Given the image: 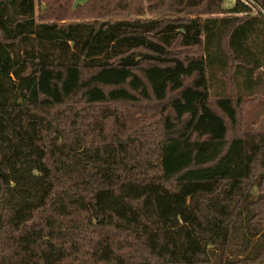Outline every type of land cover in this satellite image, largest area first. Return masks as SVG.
I'll return each mask as SVG.
<instances>
[{"label":"trees","instance_id":"16d2710c","mask_svg":"<svg viewBox=\"0 0 264 264\" xmlns=\"http://www.w3.org/2000/svg\"><path fill=\"white\" fill-rule=\"evenodd\" d=\"M223 1L0 0V264H264V0Z\"/></svg>","mask_w":264,"mask_h":264},{"label":"rangeland","instance_id":"374dc122","mask_svg":"<svg viewBox=\"0 0 264 264\" xmlns=\"http://www.w3.org/2000/svg\"><path fill=\"white\" fill-rule=\"evenodd\" d=\"M86 0H76L75 3L80 2L84 3ZM233 6V0H224L223 7L225 9H229ZM255 14V12H253ZM253 40V38H251ZM253 42V41H251ZM254 46H258V42L252 43ZM253 46V47H254ZM259 49L260 46H258ZM262 63V68L257 70L255 76L259 78V73H264V58L259 55ZM239 82V89L245 93L246 96H249L248 102L243 107L242 116H241V129L244 132L248 133H257V132H264V91L257 96L256 92L259 86L257 83L255 87L249 88L243 86V78L238 79ZM216 87L218 86L213 85L212 89L215 91ZM255 96V97H254ZM254 97V98H253Z\"/></svg>","mask_w":264,"mask_h":264},{"label":"built area","instance_id":"2783aa9c","mask_svg":"<svg viewBox=\"0 0 264 264\" xmlns=\"http://www.w3.org/2000/svg\"><path fill=\"white\" fill-rule=\"evenodd\" d=\"M239 1L244 3V4H251V5L253 4V2L250 0H239Z\"/></svg>","mask_w":264,"mask_h":264}]
</instances>
